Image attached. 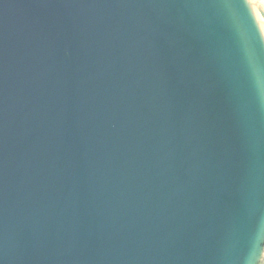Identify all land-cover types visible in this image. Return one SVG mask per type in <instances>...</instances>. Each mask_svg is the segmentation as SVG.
<instances>
[{"label":"water","instance_id":"obj_1","mask_svg":"<svg viewBox=\"0 0 264 264\" xmlns=\"http://www.w3.org/2000/svg\"><path fill=\"white\" fill-rule=\"evenodd\" d=\"M0 264H264V0H0Z\"/></svg>","mask_w":264,"mask_h":264}]
</instances>
